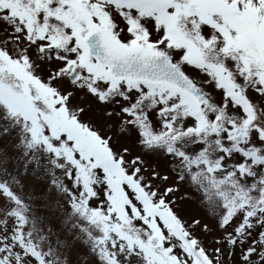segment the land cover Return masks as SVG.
Segmentation results:
<instances>
[{
  "label": "snow or ice",
  "instance_id": "1",
  "mask_svg": "<svg viewBox=\"0 0 264 264\" xmlns=\"http://www.w3.org/2000/svg\"><path fill=\"white\" fill-rule=\"evenodd\" d=\"M0 264H264V0H0Z\"/></svg>",
  "mask_w": 264,
  "mask_h": 264
}]
</instances>
